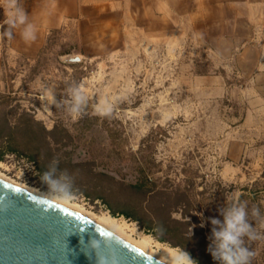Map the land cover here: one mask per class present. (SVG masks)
I'll return each mask as SVG.
<instances>
[{
	"label": "rangeland",
	"instance_id": "obj_1",
	"mask_svg": "<svg viewBox=\"0 0 264 264\" xmlns=\"http://www.w3.org/2000/svg\"><path fill=\"white\" fill-rule=\"evenodd\" d=\"M125 31L69 26L36 57L0 67V174L50 194L40 175L56 158L74 177L69 203L116 218L152 250L179 246L216 264L208 220L226 196L264 213V91L196 37ZM45 85L57 101L78 85L81 116L51 105ZM249 247L252 264H264V240Z\"/></svg>",
	"mask_w": 264,
	"mask_h": 264
},
{
	"label": "crops",
	"instance_id": "obj_2",
	"mask_svg": "<svg viewBox=\"0 0 264 264\" xmlns=\"http://www.w3.org/2000/svg\"><path fill=\"white\" fill-rule=\"evenodd\" d=\"M20 11L34 27V40L21 36ZM74 25L125 34L172 28L196 37L201 50L264 91V0H0V67L36 57L52 33Z\"/></svg>",
	"mask_w": 264,
	"mask_h": 264
},
{
	"label": "water",
	"instance_id": "obj_3",
	"mask_svg": "<svg viewBox=\"0 0 264 264\" xmlns=\"http://www.w3.org/2000/svg\"><path fill=\"white\" fill-rule=\"evenodd\" d=\"M64 60L75 63L80 57ZM158 259L88 215L0 179V264H158Z\"/></svg>",
	"mask_w": 264,
	"mask_h": 264
},
{
	"label": "clouds",
	"instance_id": "obj_4",
	"mask_svg": "<svg viewBox=\"0 0 264 264\" xmlns=\"http://www.w3.org/2000/svg\"><path fill=\"white\" fill-rule=\"evenodd\" d=\"M13 25L15 21L12 22ZM19 23L23 25L21 36L26 41L35 39V30L31 23L27 22L23 11L19 12ZM6 35H11L6 31ZM51 105L64 110L71 119H77L87 106V96L78 85H72L67 90V95L59 101L55 99V89L45 85ZM50 110V109H49ZM59 161L53 158L49 161L46 170L40 175V180L46 185L50 195L60 200L71 196L74 177L67 171L58 168ZM219 218H209L210 234L206 251L216 264H252L256 251L249 245L253 241L264 240V213L261 209L239 198V194L229 193L226 203L218 208ZM199 215V214H198ZM187 221V218H186ZM254 221V225L250 224ZM203 227V221L201 222ZM191 236V227L188 228V237ZM92 249L93 242H87ZM158 264H197L190 255L179 246L169 247L163 251L158 259Z\"/></svg>",
	"mask_w": 264,
	"mask_h": 264
},
{
	"label": "bare ground",
	"instance_id": "obj_5",
	"mask_svg": "<svg viewBox=\"0 0 264 264\" xmlns=\"http://www.w3.org/2000/svg\"><path fill=\"white\" fill-rule=\"evenodd\" d=\"M0 179L5 181V182H7V183L15 185L17 187H20L22 189L28 190L30 192H33V193H36V194L41 195L43 197H46V198H49L51 200L57 201V202L62 203L64 205L70 206L73 210L78 211L80 213H83L85 215H88L89 217H91L92 219L97 221L99 224H101L102 226L107 228L109 231H111L115 235H117V236H119V237H121L123 239H126V240H128V241H130L132 243H135V244H137V245H139L141 247H143L144 249H146L148 252H150L154 256L160 257L161 255H163V251H168L169 250V247H162V246L159 247L158 250H152V248L150 246V239L145 237V236H142L139 240H135L136 238L135 239L131 238L129 235H127L125 233V230H124V225L125 224L117 222L118 220H116V218H114L112 216H108V215L107 216H103V217L95 216L93 213L82 209L78 205L69 203L68 199L60 200V199H57V198H53L50 194H45V193L39 192V191H37V190H35V189L31 188V187H27V186H24V185H21V184H17L15 182L9 180L8 178L4 177L2 174H0Z\"/></svg>",
	"mask_w": 264,
	"mask_h": 264
},
{
	"label": "trees",
	"instance_id": "obj_6",
	"mask_svg": "<svg viewBox=\"0 0 264 264\" xmlns=\"http://www.w3.org/2000/svg\"><path fill=\"white\" fill-rule=\"evenodd\" d=\"M20 128H21V127H20ZM13 129H14V128L11 129L10 127H8V129L5 131L6 133H5V135H3V137H4L5 139L10 140V139L13 137V133H14ZM15 131H16V130H15ZM7 150H14V149H10V147H8ZM37 169L40 170V169H43V168L37 165Z\"/></svg>",
	"mask_w": 264,
	"mask_h": 264
}]
</instances>
